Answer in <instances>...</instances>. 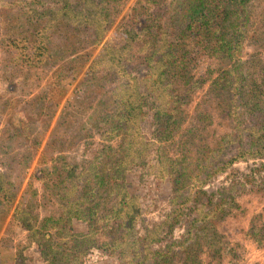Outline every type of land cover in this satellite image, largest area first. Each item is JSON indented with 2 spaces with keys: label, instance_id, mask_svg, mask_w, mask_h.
<instances>
[{
  "label": "trees",
  "instance_id": "obj_1",
  "mask_svg": "<svg viewBox=\"0 0 264 264\" xmlns=\"http://www.w3.org/2000/svg\"><path fill=\"white\" fill-rule=\"evenodd\" d=\"M128 1L2 0L20 8L5 19L11 60L38 65L51 49L63 48L55 59L76 54L75 41L54 43L68 24L71 33L89 31L100 47L87 66L74 69L85 68L92 87L98 73L111 85L100 98V138L87 142L95 149L78 160L59 154L52 166L43 163L40 197L19 198L0 170V228L13 208L30 239L19 245L21 262L33 241L46 264H86L101 233L107 250L128 245L130 264H205V252L222 258L227 245L217 221L231 213L240 192L264 182V0H135L108 36ZM203 86L202 104L191 113ZM186 123L200 141L205 133L212 137L202 158L166 151ZM222 173L217 189H208ZM135 177L144 185L149 177L171 183V206L160 219L148 222L154 203L133 188ZM75 219L88 224L89 234L65 252L49 230L68 233ZM249 232L262 244L264 222H253Z\"/></svg>",
  "mask_w": 264,
  "mask_h": 264
},
{
  "label": "rangeland",
  "instance_id": "obj_2",
  "mask_svg": "<svg viewBox=\"0 0 264 264\" xmlns=\"http://www.w3.org/2000/svg\"><path fill=\"white\" fill-rule=\"evenodd\" d=\"M134 2L135 0L128 1L123 13L115 19L108 36L113 34L116 24L130 11ZM17 11L20 8L4 7L0 0V170L19 188V198H31L36 194L40 197L43 191L44 180L38 177L43 163L52 166V158L59 154L67 159L78 160L84 152L89 156L95 149V145L87 142L98 141L100 138V133H97L101 124L99 113L103 110L100 98L107 96L111 85L98 73L92 87L85 68L79 72L74 69L78 65L84 66L85 63L87 66L100 47L95 45L89 31L76 28L71 33L72 26L69 27L68 24L54 34V43L66 44L75 41L74 47H79L76 54L68 56L65 52L63 57L55 59L56 51L63 53V48L59 47L61 49H51L46 60L38 65L11 60L9 46L4 41L8 28L5 23L9 22L5 19L8 16L15 19ZM19 31H23V28ZM13 33L16 34V30ZM246 49H252L250 42L246 44ZM260 55L264 56V49ZM199 70L205 72L206 64L200 65ZM206 87L198 89L192 98L189 106L191 113L201 106V95ZM188 125L190 124L186 123L166 144V151L176 156L184 154L190 160L198 156L202 158L206 153L203 145L212 144V137L205 133L202 142L199 139L200 133L190 132ZM151 127L150 121H147L145 129ZM43 154L46 157L41 162ZM239 166L243 168V164ZM261 175L264 179V171ZM223 176L224 173L215 175L208 183V189H217ZM149 179L146 182L148 184L144 185L135 177L133 188L144 191L147 196L145 199L154 203L151 211L147 213L148 222H151L160 219L170 208L172 187L169 181L157 182L152 177ZM237 201L231 213L217 221V229L227 243L223 246L222 258L212 256L207 251L203 254L205 264H264V241L262 244L258 243L249 234L253 222H264V182L240 192ZM46 210L44 205L38 208L41 215ZM13 211L12 208L0 228V264H46L38 244L33 241L24 249L23 253L27 258L23 259L25 262H21L17 254L19 245L28 243L30 239L28 231L14 222L11 216ZM109 230L103 228L102 232L116 239L109 234ZM49 231L54 239L62 243L61 249L67 252L78 248V242L85 236L88 237L89 227L87 223L75 219L68 233L57 232L52 227ZM181 232L182 229L177 228L175 236ZM98 236L100 241L91 248L86 264H130L127 260V257L130 258L127 244H117L112 250H107L105 245L102 246L103 243L100 245L104 236L101 233ZM91 237H94L93 233ZM4 256L9 257L4 261Z\"/></svg>",
  "mask_w": 264,
  "mask_h": 264
}]
</instances>
